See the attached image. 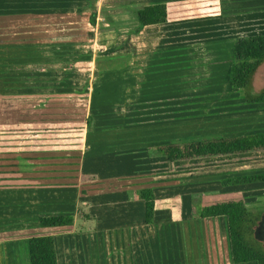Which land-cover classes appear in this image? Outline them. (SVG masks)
<instances>
[{"label": "rangeland", "instance_id": "1", "mask_svg": "<svg viewBox=\"0 0 264 264\" xmlns=\"http://www.w3.org/2000/svg\"><path fill=\"white\" fill-rule=\"evenodd\" d=\"M10 1L15 4L0 7V14L18 17L3 25L8 36L4 47L16 48L12 51L17 52L14 60L18 62L5 68L11 57L5 52V69H0V123L83 121L91 114L93 126L91 131L83 130L82 136L71 131L1 134L3 177H18L12 171L22 173L28 167L36 184H43L38 181L48 171L61 170L65 159L69 169H74L72 160L86 159L106 173L110 169L104 165L111 160L131 159L128 169L168 176L181 186L172 194L175 200L180 197L181 216L162 211L158 219L163 224L172 216L175 222L159 232L163 261L153 262L149 247L148 258L140 264H236L231 260L225 218L201 221L190 215L185 200L199 199L194 191L205 184L197 182H212L206 185L208 194L220 190L218 178L264 172V152L166 163L151 156L147 147L264 130V103H243L229 84L236 34L264 33V3L236 7L224 5L231 0H218L222 11L216 16L150 26L135 33L134 8L157 0ZM92 10L94 25L89 21ZM223 13L237 16L224 18V27ZM223 28L231 29L223 33ZM257 81V86L263 82ZM134 160L138 163L132 166ZM14 164L18 169L9 167ZM205 174L212 175L189 178ZM0 185L13 182L1 179ZM222 188L241 191L249 209L264 207V182ZM77 221L75 232H81L82 223ZM178 222L183 227L192 222L206 224L208 236L197 229L175 231ZM7 230L2 240L17 234L16 229ZM22 249L17 247L19 257L13 264H24L27 250ZM105 250L106 262L90 264H109L110 254L117 253ZM4 264H12L10 258Z\"/></svg>", "mask_w": 264, "mask_h": 264}, {"label": "crops", "instance_id": "2", "mask_svg": "<svg viewBox=\"0 0 264 264\" xmlns=\"http://www.w3.org/2000/svg\"><path fill=\"white\" fill-rule=\"evenodd\" d=\"M238 1L231 0L224 5L228 4L231 6L235 4L234 6L237 7L238 5L242 6L244 3H248L249 6L264 3V0ZM4 2V0H0V7L5 5L13 6L15 4V2L7 0L6 2L8 3L4 5ZM234 16L237 15H226V13H223V26L226 27V22L229 19L234 20ZM17 17V15L5 16L0 14V69L2 70L7 65L18 62V59L14 60L17 52L12 51L16 48L13 45L4 47V39L8 36L3 31V25L10 21L13 22V19ZM230 29L223 28V33ZM231 31L234 32V30ZM236 36L240 35L236 34ZM7 43L11 44L12 42ZM5 52L11 57L4 68L5 64L2 59L5 56ZM66 160H62L61 170L48 171L45 174L46 178L38 181L44 182L43 184H36L37 178H35L34 172L30 171L28 167L23 169L24 172L22 173L12 171L18 175L15 178L3 177L4 174L0 173V181L4 179V181L11 180L13 182V185H0V263H9L10 258L13 264L14 259L19 257L18 253H16L18 252L17 247L22 245L25 249L26 240L29 236L41 234H52L54 236L58 264H90L94 260L99 262L100 259L106 262V248L107 250L112 249L117 253L110 254L109 264H140L145 258H148L149 247L151 252H153L150 253L152 261L162 262L164 256L161 250V242L163 240L159 232H164V227L166 230L172 228L173 223H175L172 219L173 215L181 216L180 197L176 196L178 198L175 200L174 195H172L176 193L174 189L178 192L181 186L174 185L173 182L175 180L161 181V179H165L168 176L146 175V172L141 173L142 171L128 169L131 168V159L127 161L111 160L104 165L106 170L110 169L107 173L104 172L105 169H100L99 164L96 165L93 161L87 162L86 159L85 161L72 160L75 161L74 167H72L74 169H69L68 166L70 165L65 164ZM134 163H138V160L136 162L134 160L132 166ZM17 165L14 164L9 167L17 168ZM92 175L95 178L84 180L82 178L83 176ZM172 176L174 178L175 175ZM197 183H199L198 185L205 184L203 187L199 186L195 191L193 190L196 192L195 194L201 197L208 190L209 186L206 187V185L212 182ZM142 187L153 188L155 210L152 224L144 222V202L135 193L136 189ZM219 187L220 190L215 192L223 191L222 186L219 185ZM193 197H191L190 202L189 199L185 200V204L190 205V215L194 214V204L198 200L197 198L194 202L192 200ZM173 205L175 206L172 208ZM43 211L49 213L65 211L73 214L74 223L68 227H39L37 216ZM162 211L165 214L171 213L172 216L169 222L158 223ZM78 214H81L79 218L77 217ZM203 219L205 218L199 220L202 221ZM76 221L79 225L82 223L81 232H75ZM85 222L87 224H83ZM194 223L192 222V226L185 223V227H183L178 222L174 230L181 232L187 230L189 232L197 229L199 232L202 231L203 236L207 237V225L202 224L201 227L200 224L196 226ZM8 228L16 229L15 232L17 234L9 235L5 240H2L3 234L8 231ZM14 247L15 249H13ZM94 247L102 248L103 250H94ZM24 249H22L23 253ZM27 258L24 260V264H28Z\"/></svg>", "mask_w": 264, "mask_h": 264}, {"label": "trees", "instance_id": "3", "mask_svg": "<svg viewBox=\"0 0 264 264\" xmlns=\"http://www.w3.org/2000/svg\"><path fill=\"white\" fill-rule=\"evenodd\" d=\"M222 11L218 0H157L134 8L135 33L144 27L161 25L188 19L207 18ZM92 10L90 23L95 24ZM229 84L239 93L243 103H264V33L238 36L232 44ZM263 80L260 86L258 81ZM93 116L88 114L83 121H32L0 123L3 133H33L71 131L82 136L83 130L90 131ZM29 133V134H30ZM151 156L161 157L166 163L218 156L264 152V130L234 135H224L184 141H167L147 147ZM76 150V149H75ZM74 150V151H75ZM212 174L190 176L198 180ZM93 179L92 176H83ZM170 179H161L166 181ZM222 187L246 183L264 182V172L225 176L216 180ZM201 182H207L201 181ZM144 202V222L154 221L155 196L152 187L135 190ZM194 215L201 218H225L228 228L231 260L236 264L256 262L264 264V207L249 209L244 195L238 190H226L202 195L194 204ZM39 227H68L74 223V215L65 211L40 212ZM28 264H58L55 238L52 234L29 236L26 240Z\"/></svg>", "mask_w": 264, "mask_h": 264}]
</instances>
